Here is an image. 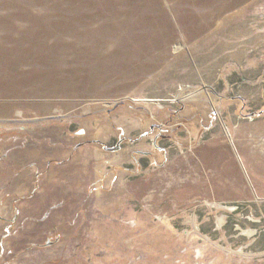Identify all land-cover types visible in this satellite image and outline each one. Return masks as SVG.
Masks as SVG:
<instances>
[{"label":"rangeland","instance_id":"1","mask_svg":"<svg viewBox=\"0 0 264 264\" xmlns=\"http://www.w3.org/2000/svg\"><path fill=\"white\" fill-rule=\"evenodd\" d=\"M253 116L264 0H0V264H264Z\"/></svg>","mask_w":264,"mask_h":264},{"label":"crops","instance_id":"2","mask_svg":"<svg viewBox=\"0 0 264 264\" xmlns=\"http://www.w3.org/2000/svg\"><path fill=\"white\" fill-rule=\"evenodd\" d=\"M260 112L258 115L262 114V112L261 113ZM244 140L245 142H247V144L248 142H251L254 153H255V150H257V153H256L257 172L259 173L261 177L260 181L264 183V117L259 116L258 119H255L253 116L251 120L248 118L244 119ZM253 140L256 141V144L254 143ZM247 152H248L247 155L251 154L249 150ZM254 153L252 152L250 156L252 162L254 161L252 159L254 156ZM240 246L244 248L246 245H244L243 243V245H240Z\"/></svg>","mask_w":264,"mask_h":264}]
</instances>
